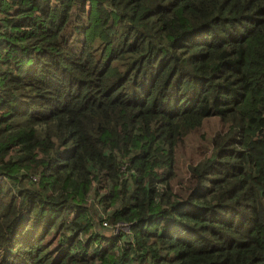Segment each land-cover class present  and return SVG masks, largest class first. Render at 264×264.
<instances>
[{
    "label": "trees",
    "instance_id": "1",
    "mask_svg": "<svg viewBox=\"0 0 264 264\" xmlns=\"http://www.w3.org/2000/svg\"><path fill=\"white\" fill-rule=\"evenodd\" d=\"M0 264H264V0H0Z\"/></svg>",
    "mask_w": 264,
    "mask_h": 264
},
{
    "label": "rangeland",
    "instance_id": "2",
    "mask_svg": "<svg viewBox=\"0 0 264 264\" xmlns=\"http://www.w3.org/2000/svg\"><path fill=\"white\" fill-rule=\"evenodd\" d=\"M221 128V124L216 118H211L206 121L203 126V132L206 135L207 141L211 138L214 131L219 130ZM198 138L195 137L193 134H190L185 137L183 145L177 151V178L179 180L183 179L187 175V165L188 163L195 162L199 158V154L197 152V144ZM173 186L176 187L175 181L173 182ZM109 233V229L105 230ZM51 240V237L47 239V242ZM58 236L56 235L55 238L50 242L51 248H55L57 245ZM56 254L55 256H57Z\"/></svg>",
    "mask_w": 264,
    "mask_h": 264
},
{
    "label": "built area",
    "instance_id": "3",
    "mask_svg": "<svg viewBox=\"0 0 264 264\" xmlns=\"http://www.w3.org/2000/svg\"><path fill=\"white\" fill-rule=\"evenodd\" d=\"M102 226L106 229H109L110 235H116L120 231L129 234V225L123 222H118L115 225H111L106 221L102 222Z\"/></svg>",
    "mask_w": 264,
    "mask_h": 264
}]
</instances>
